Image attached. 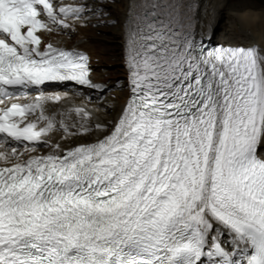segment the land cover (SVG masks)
I'll return each instance as SVG.
<instances>
[{
  "label": "snow or ice",
  "instance_id": "1",
  "mask_svg": "<svg viewBox=\"0 0 264 264\" xmlns=\"http://www.w3.org/2000/svg\"><path fill=\"white\" fill-rule=\"evenodd\" d=\"M222 7L129 0L102 121L46 89L116 86L64 39L103 0H0V264H264V49L212 45Z\"/></svg>",
  "mask_w": 264,
  "mask_h": 264
},
{
  "label": "bare ground",
  "instance_id": "2",
  "mask_svg": "<svg viewBox=\"0 0 264 264\" xmlns=\"http://www.w3.org/2000/svg\"><path fill=\"white\" fill-rule=\"evenodd\" d=\"M214 2L217 3L218 5H220V4L223 5L222 10L219 13V20H220V18L224 14L227 13V8H226L227 0H214ZM128 4H129V0H122V2L120 3V6L116 10V16L121 21V27H122L123 21L125 20V13H126V10L128 8ZM242 6L244 7L241 9L242 11L239 12V10H240L239 9V10H237L238 12L235 13L236 18L238 19L240 26L242 27L241 32L240 33L238 32L239 38L237 39L235 37V39H232L231 37L228 36L227 33H225L224 35L219 36L217 41L218 42L219 41H221V42L225 41L226 45H241V46H247L250 44L251 45H257L260 48L264 49V26H263V24H264V8L258 7L256 9L255 4L251 1L243 2ZM217 23H215L214 29L217 27ZM121 33L122 34L120 35L119 41H120L121 50H122L121 51L122 52L121 53L122 66L125 69L124 71L126 72L124 33L123 32H121ZM117 37H118V35H117ZM64 39H65V42L67 43L68 46H75V47H79L82 50L86 49L88 51V53L91 57V68H92L91 74H92L94 82L107 83L108 84L111 70L108 69L109 67L107 66V63H106L107 57H106L105 53H106L107 49L111 48V47L106 45L102 39L96 37V35L91 33L90 30L88 29V27L81 29V31L78 34L73 35L70 39L67 37H65ZM112 46H114V45H112ZM113 81H115V80H113ZM51 92L66 93L64 90L51 91ZM67 94L69 95L72 103H74V104L86 103L88 105V107L96 108V114L98 117H100V113H101L100 109H98L95 106L89 105L92 103H88L86 100L85 101L80 100V98H78L74 94H69V93H67ZM121 96H123V93L121 94ZM123 99H124V97L119 101V107H120V104L122 103ZM61 135H62L61 133H56V134H54V138L59 139Z\"/></svg>",
  "mask_w": 264,
  "mask_h": 264
},
{
  "label": "rangeland",
  "instance_id": "3",
  "mask_svg": "<svg viewBox=\"0 0 264 264\" xmlns=\"http://www.w3.org/2000/svg\"><path fill=\"white\" fill-rule=\"evenodd\" d=\"M246 1L253 2L255 4L256 9L258 7L264 8V0H227L226 2L227 13L224 14L217 23L216 30L218 32H224L221 35L227 33L228 36L231 37L232 39H235V37L237 39L239 38L238 32L239 33L241 32L242 27L240 26V23L236 18L235 13L238 12L237 10L239 9H240L239 12L242 11L241 9L244 8L242 6V3ZM121 2L122 0H103L107 15L103 16L102 19L112 22L106 24H98L95 26L93 25L88 26V29L90 30L91 33L96 35V37L102 39L106 45L111 47L107 49L109 53L107 51L105 53L107 57L106 63L107 66L109 67L108 69L111 70L108 84L113 83L115 81L118 84L123 83L124 78L126 77V72L124 71L125 69L122 66V57H121L122 50L119 41L120 35L122 34L121 32L123 31L121 27V21L116 16V10L120 6ZM93 20L95 22V18H93ZM126 91H127L126 89L121 90V88L118 85V87H116L113 91L105 92L99 100H95L94 104H89V105L91 106L93 105L98 109H100L101 113L99 119H101L102 121H106V119L109 120L116 115L119 106L118 101H120L123 97H125ZM65 92L68 93L67 91ZM77 92L78 91L75 90L69 91V93H77ZM122 93L123 96H121ZM80 100H84V99H80ZM101 104L106 105L107 107H100L99 105Z\"/></svg>",
  "mask_w": 264,
  "mask_h": 264
}]
</instances>
